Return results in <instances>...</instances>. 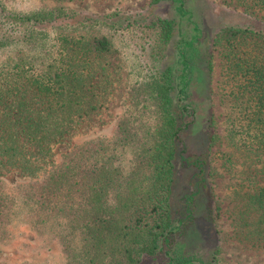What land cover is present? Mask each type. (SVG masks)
<instances>
[{
    "label": "trees",
    "instance_id": "trees-1",
    "mask_svg": "<svg viewBox=\"0 0 264 264\" xmlns=\"http://www.w3.org/2000/svg\"><path fill=\"white\" fill-rule=\"evenodd\" d=\"M52 1L24 9L0 1V241L21 222L56 237L63 264H223L218 246L200 254L191 242L194 220L216 224L220 211L209 86L216 50L227 145L251 159L242 162L233 237L264 248V165L255 167L264 154V0H235L242 23L220 21L211 0L83 14ZM117 42L134 53L135 75L113 135L49 161L56 144L106 110ZM220 157L231 172L237 156ZM11 169L30 180L8 186L2 172Z\"/></svg>",
    "mask_w": 264,
    "mask_h": 264
},
{
    "label": "rangeland",
    "instance_id": "rangeland-1",
    "mask_svg": "<svg viewBox=\"0 0 264 264\" xmlns=\"http://www.w3.org/2000/svg\"><path fill=\"white\" fill-rule=\"evenodd\" d=\"M3 4L16 8H29L34 5L54 6L52 0H0ZM214 3L213 13L219 16L222 22H244L245 18L239 12L242 7H238L235 0H211ZM148 0H67L62 4L68 8L75 9L83 13H105L120 8L127 12H136L147 5ZM236 9V10H235ZM167 11V10H166ZM168 14V12H166ZM209 17V16H208ZM210 19L204 22L209 28ZM212 22V21H211ZM206 42L208 38L205 39ZM116 51L108 57L109 74H111L112 89L111 95L106 104V110L91 117L84 122L77 134L66 138L61 143L54 146L53 156L48 159L51 162L59 161L61 154L67 151L73 144L82 143L94 138H111L114 124L118 114L122 113L129 98L127 87L134 78V53L122 43H115ZM213 72L209 77V86L212 89L211 97L213 111L217 126L216 133L220 142L212 147L211 164L217 172L213 180V191L215 205L219 204L220 211L217 212L216 224H212L203 216H198L193 223L191 231V242L196 246L200 254H206L214 247H219V256L223 264H264V248H258L238 241L233 237V217L235 215V205L240 202L238 194L244 189V170H247L245 157L235 152L234 148L227 145L225 120L230 110V104L224 97L223 91V67L218 51H214ZM230 151L236 157L233 170L228 172L222 165V152ZM243 160L246 164L242 163ZM255 162V161H254ZM255 167L264 165V154L260 155V160L255 162ZM44 163L40 176L48 168ZM249 171H253L252 167ZM254 173V172H252ZM258 176V175H257ZM260 177V176H258ZM2 178L8 186H13L19 182H26L30 177L24 175L18 169H11L2 172ZM237 192V193H236ZM234 207L233 211L232 208ZM12 238L8 241H0V260L8 264H17L23 260L40 264H63L64 257L61 246L53 235L39 236L33 232L26 224L16 223L11 227Z\"/></svg>",
    "mask_w": 264,
    "mask_h": 264
}]
</instances>
